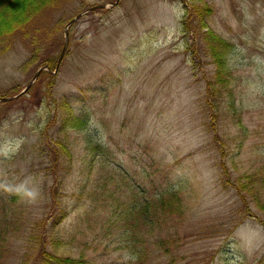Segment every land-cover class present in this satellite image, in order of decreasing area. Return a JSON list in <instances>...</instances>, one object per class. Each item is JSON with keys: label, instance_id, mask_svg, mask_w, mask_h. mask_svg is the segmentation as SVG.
Returning <instances> with one entry per match:
<instances>
[{"label": "rangeland", "instance_id": "374dc122", "mask_svg": "<svg viewBox=\"0 0 264 264\" xmlns=\"http://www.w3.org/2000/svg\"><path fill=\"white\" fill-rule=\"evenodd\" d=\"M112 1L65 0L58 8L45 7L38 16L41 30L2 41L0 96L22 90L48 53L58 58L64 27L78 12ZM205 1L214 5L206 26L191 0H119L87 11L67 28L68 48L56 73L43 70L28 91L0 100V196L18 191L22 198L15 205L24 206L30 219H44L47 249L84 252L88 264L126 262L133 249L122 233L143 234L111 221L104 226L105 210L113 217L121 213L123 184L135 183L149 196L169 178L183 186L186 212L147 235L148 259L133 264L264 260V210L250 199L242 203L234 186L238 176L264 164V0ZM54 22L57 30L50 27ZM207 29L234 44L226 56L234 79L226 90L214 81L213 54L204 50L215 41L205 37ZM37 46L39 61L24 65ZM216 87L221 93L214 97ZM66 96L69 110L88 114L86 128L61 126L60 100ZM60 135L71 154L58 149ZM89 141L108 149L124 179L98 186L102 172L95 167L86 183L89 173L82 166L93 153L84 148ZM61 209L66 214L54 223ZM30 227L2 241L9 252L0 264L24 259ZM25 261L41 264L37 255Z\"/></svg>", "mask_w": 264, "mask_h": 264}, {"label": "trees", "instance_id": "16d2710c", "mask_svg": "<svg viewBox=\"0 0 264 264\" xmlns=\"http://www.w3.org/2000/svg\"><path fill=\"white\" fill-rule=\"evenodd\" d=\"M64 1L65 0H0V45H2V41H7L16 34L22 39L20 33H23L25 37L28 29L29 31L41 30L45 25L41 22L42 19L38 17L40 16L39 12L45 7L58 8L64 3ZM191 2H194L192 7L194 8L197 17L200 19L201 26H206L208 19H205V16L209 17L211 15L214 10V5L205 0H191ZM44 21L46 22V20ZM183 21L184 19L181 18V22ZM54 24L55 22L52 23L50 27L57 30L59 23H56L58 27ZM203 34H205L207 39H215V41L210 44V47L207 46L209 50L205 46L204 50H206L208 54L209 52L211 55L213 54L211 59L216 68L214 81L221 84L222 88L226 90L228 89L230 81L234 79L232 67L226 61V56L233 49L234 44L219 34L217 35L211 29L203 31ZM32 38L35 42L33 35ZM39 49H41L40 46L34 47L32 57L26 61L24 65L39 61L40 55L36 52ZM45 62L51 69H54L53 67L56 65L57 59L52 52H50L48 53ZM43 74L44 72L41 71L37 78H40ZM216 88V90L212 91L214 97L215 93L216 95L221 93L220 88ZM229 94L232 95V92L229 91ZM60 101V106L64 111L63 115H61V126H78L80 129L86 128L89 122L88 114H85L84 112L75 114L73 111L69 110L68 105L70 104V101L67 96L62 97ZM65 138L66 137L60 135L56 139V144L62 153L68 155V153L71 154V151L69 152L70 148L68 147V142L65 141ZM84 148L93 151L90 158H85L82 166L84 173H89L86 177V183L90 180V174L92 171L95 173V167L96 171L97 169H100L102 172L100 178L95 180V184L97 181L100 183L98 186H103L104 188L106 185L105 181L109 178L124 179L126 172L114 167L107 148L91 141L86 143ZM95 154L99 155V158L97 159L98 166H96V159H94ZM234 186L238 192V196L241 197L240 199L242 200V203L250 199L258 206H256V208L264 210V164L261 168L254 170V172H248L243 176H238L234 182ZM182 188L183 186H177L176 183L169 178L165 180L161 189L149 196L146 192L141 191L139 193L135 187V183L132 184V182L118 187V205L121 207L123 206L121 213L113 217L114 215L112 211L105 210V215L107 216L104 218L103 225H111V221L116 227L124 226L125 230L126 226L130 225L131 229H138V231L145 235L144 238L143 235H140L137 232H134L133 234L129 233L128 235L122 233V237L128 241L129 247L133 249V252L128 256L127 261L122 264H133L136 261H146L150 249L152 248L146 239V237H148L147 235L153 234L156 228L159 231L167 229V224L171 222L174 225L184 216L187 204L184 202L181 194ZM17 192L18 191H16V193ZM16 193L5 198L0 196V258L2 253L5 255L9 252V247L7 248L2 241L21 235L20 232L25 230V227L27 228L28 226H31L28 228L29 230L27 232V247L29 251L23 253L24 259H22L19 264H25V258L28 260L30 255H37V259L41 264H88L84 252L72 255L68 252H59L55 248L56 246L54 247L55 250L47 249L44 246L45 243H43L45 237L42 236L44 231V219L36 218L35 216H32L30 219L24 206L15 205L18 197H21L18 194L19 192ZM65 214L66 211L61 209V215L58 214L57 220L54 219L53 222L57 223L62 220ZM129 221H133V223L130 224ZM260 222L264 225L263 219H260ZM59 243L60 242L56 240L54 244L58 245ZM156 243H159V241L157 240ZM160 243L162 244V240H160ZM165 250L169 251L167 247ZM256 264H264V260L260 259Z\"/></svg>", "mask_w": 264, "mask_h": 264}, {"label": "water", "instance_id": "95a60500", "mask_svg": "<svg viewBox=\"0 0 264 264\" xmlns=\"http://www.w3.org/2000/svg\"><path fill=\"white\" fill-rule=\"evenodd\" d=\"M119 0H114L112 2H109L106 3H97V4H94L92 6H89L88 8H86L85 10L81 11V12H78L73 18H71L65 25L64 27V34H65V37H64V43H63V46H62V49L59 53V56H58V60H57V63H56V66H55V69L52 71L51 68L47 65V64H44L43 66H40L36 69V71L34 72L33 74V77H32V80L30 82H28L25 87L20 91L18 92L17 94L11 96V97H0V100H9V99H12L14 97H17L19 95H21L22 93H24L28 88L29 86L34 82V80L37 78V76L39 75V73L43 70V69H47V70H50L51 72L53 73H56L57 71V68H58V65L67 49V46H68V34H67V28L68 26L74 21L76 20L80 15H82L83 13L87 12V11H90V10H93V9H97V8H105V7H108V6H114L118 3Z\"/></svg>", "mask_w": 264, "mask_h": 264}]
</instances>
